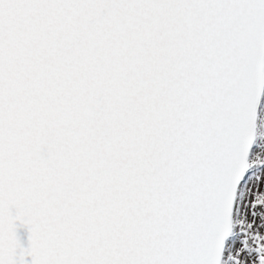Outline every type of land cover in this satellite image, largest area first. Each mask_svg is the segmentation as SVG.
I'll return each mask as SVG.
<instances>
[{"label": "snow or ice", "instance_id": "6c2138e0", "mask_svg": "<svg viewBox=\"0 0 264 264\" xmlns=\"http://www.w3.org/2000/svg\"><path fill=\"white\" fill-rule=\"evenodd\" d=\"M0 264H264V0H0Z\"/></svg>", "mask_w": 264, "mask_h": 264}, {"label": "water", "instance_id": "95a60500", "mask_svg": "<svg viewBox=\"0 0 264 264\" xmlns=\"http://www.w3.org/2000/svg\"><path fill=\"white\" fill-rule=\"evenodd\" d=\"M22 238H24L26 240V235L24 233H21Z\"/></svg>", "mask_w": 264, "mask_h": 264}]
</instances>
